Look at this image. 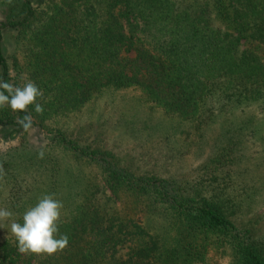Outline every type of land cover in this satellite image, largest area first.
I'll use <instances>...</instances> for the list:
<instances>
[{"label": "trees", "instance_id": "trees-1", "mask_svg": "<svg viewBox=\"0 0 264 264\" xmlns=\"http://www.w3.org/2000/svg\"><path fill=\"white\" fill-rule=\"evenodd\" d=\"M0 14V80L33 81L43 108H0V131L20 137L0 146V208L22 223L52 195L68 237L54 254L20 253L5 221L0 264H264V235L244 219L261 187L230 171L241 134L178 180L135 173L67 127L110 92H138L198 134L209 105L264 102V0H0ZM10 33L18 56L5 54ZM35 127L39 146L28 140Z\"/></svg>", "mask_w": 264, "mask_h": 264}, {"label": "rangeland", "instance_id": "rangeland-1", "mask_svg": "<svg viewBox=\"0 0 264 264\" xmlns=\"http://www.w3.org/2000/svg\"><path fill=\"white\" fill-rule=\"evenodd\" d=\"M2 18L0 14V20ZM12 36L10 33L5 37L6 56L13 53L18 56L21 51ZM208 107L214 118L198 134L192 131L191 125L178 124L160 111L149 110L138 92H110L69 119L67 127L83 142L110 151L123 167L135 173L178 180L196 176L216 149L223 146L224 139L241 134L242 151L230 171L236 175V183L244 182L245 188L252 180L257 188L260 185L262 192L252 198L244 219L256 223V228L264 235V102L224 110L217 103ZM243 121L246 126L241 127ZM5 133L0 131L1 148L15 145L20 138L11 139L10 131ZM44 137L42 129L35 127L29 132L28 140L30 145L39 146L44 144ZM0 233H5L3 228Z\"/></svg>", "mask_w": 264, "mask_h": 264}, {"label": "clouds", "instance_id": "clouds-1", "mask_svg": "<svg viewBox=\"0 0 264 264\" xmlns=\"http://www.w3.org/2000/svg\"><path fill=\"white\" fill-rule=\"evenodd\" d=\"M41 95V90L31 80H27L23 86H13L0 80V108L7 105L13 112H24L34 104L35 112L40 113L43 108L35 102ZM19 123L28 131L32 125V117L25 115ZM39 155L42 158L43 152ZM62 207V202L52 195H44L34 206L25 210L22 223L12 219L11 211L0 208V228L4 227L5 221L8 222V233L15 238L20 253L54 254L68 244L67 235L59 234L58 228Z\"/></svg>", "mask_w": 264, "mask_h": 264}]
</instances>
